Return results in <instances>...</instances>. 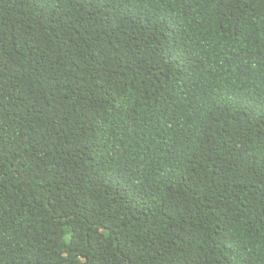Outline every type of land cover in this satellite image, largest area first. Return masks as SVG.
<instances>
[{
	"label": "trees",
	"instance_id": "16d2710c",
	"mask_svg": "<svg viewBox=\"0 0 264 264\" xmlns=\"http://www.w3.org/2000/svg\"><path fill=\"white\" fill-rule=\"evenodd\" d=\"M0 264H264V0H0Z\"/></svg>",
	"mask_w": 264,
	"mask_h": 264
}]
</instances>
